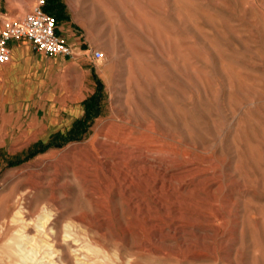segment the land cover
I'll return each instance as SVG.
<instances>
[{
    "label": "rangeland",
    "instance_id": "obj_1",
    "mask_svg": "<svg viewBox=\"0 0 264 264\" xmlns=\"http://www.w3.org/2000/svg\"><path fill=\"white\" fill-rule=\"evenodd\" d=\"M63 2L93 71L84 129L44 152L0 113V231L17 206L29 223L0 264H264V0Z\"/></svg>",
    "mask_w": 264,
    "mask_h": 264
},
{
    "label": "crops",
    "instance_id": "obj_2",
    "mask_svg": "<svg viewBox=\"0 0 264 264\" xmlns=\"http://www.w3.org/2000/svg\"><path fill=\"white\" fill-rule=\"evenodd\" d=\"M0 13L12 21L23 17L8 16L1 5ZM77 30L68 15L56 20V32L73 48L72 57L47 56L25 39H12L9 61L0 63V113L17 123L23 143L47 147L44 152L71 143L84 129V100L92 93L93 71L71 36Z\"/></svg>",
    "mask_w": 264,
    "mask_h": 264
},
{
    "label": "built area",
    "instance_id": "obj_3",
    "mask_svg": "<svg viewBox=\"0 0 264 264\" xmlns=\"http://www.w3.org/2000/svg\"><path fill=\"white\" fill-rule=\"evenodd\" d=\"M44 0L30 9L23 17L16 21L0 13V63H6L10 58L9 41L12 39H25L36 50L47 56L62 55L72 57L74 50L65 37L56 32V19L43 9ZM90 56L93 60H101L103 52L92 49Z\"/></svg>",
    "mask_w": 264,
    "mask_h": 264
},
{
    "label": "bare ground",
    "instance_id": "obj_4",
    "mask_svg": "<svg viewBox=\"0 0 264 264\" xmlns=\"http://www.w3.org/2000/svg\"><path fill=\"white\" fill-rule=\"evenodd\" d=\"M103 134V133H102ZM125 137V136H124ZM126 138V137H125ZM144 141V140H143ZM96 143V142H95ZM98 144V143H97ZM100 146V145H99ZM130 148H132V147H130ZM140 150V149H139ZM150 150V149H149ZM111 155H113V154H111ZM121 155V154H120ZM101 156V155H100ZM136 156V155H135ZM146 156V155H145ZM104 158V157H103ZM102 158V159H103ZM115 158V157H114ZM137 160V159H136ZM142 162V161H141ZM138 164V163H137ZM136 164V165H137ZM141 164V163H140ZM149 165V164H148ZM138 166V165H137ZM101 167V166H100ZM136 167V166H135ZM148 167V166H147ZM146 167V168H147ZM103 169H104V167H103ZM126 169H128V168H126ZM105 171H106V169H105ZM146 207V206H145ZM43 214V213H42ZM49 217H50V214L49 213H46V214H43L42 216H40L39 217V220L40 219H42V221L41 222H38V228L40 227V228H42V234H45L46 236H48V237H51V239L52 240H54V239H56V237H57V234H58V230L57 229H55L54 228V226L53 225H48V227H49V230H50V233H48V232H46V228H47V226H46V224H47V222H48V220H49ZM11 221L12 222H16V221H20L22 224H21V226H20V228H13L12 229V235H10V236H7V234H8V230L10 229V227L8 228V226H7V220L5 221V223H4V227H3V229H2V231H0V245L2 246H0V249H1V252L7 257V258H9V259H11V260H13V261H17L18 262V259H19V256L21 255L20 253L23 251V245H25V243L24 244H22L21 242L23 241V239L25 238V239H27L28 238V236H27V234H25V228H26V226L27 225H29V223H27L26 221H25V219H24V216H23V211L21 210V208L19 207V206H17L16 208H15V211L11 214ZM50 224H51V221H50ZM13 225V224H12ZM14 227V226H13ZM70 227V226H69ZM48 230V229H47ZM16 234V233H18V234H16V235H14L13 236V234L14 233ZM39 232V231H38ZM66 232H67V230H66ZM67 235L69 236V233L67 232ZM66 235V236H67ZM39 241L40 242H42V243H44L43 245H48V246H50V243H48V241H45L44 239H39ZM87 242H90V240L89 241H87ZM27 243V242H26ZM89 244V243H88ZM89 246H90V244H89ZM86 247V246H85ZM97 247V246H96ZM87 249V248H86ZM60 250V249H59ZM88 250V249H87ZM90 251V250H89ZM24 252V251H23ZM22 252V253H23ZM52 252L53 251H51L50 253L52 254ZM92 252V251H91ZM102 252V251H101ZM16 253H19V255H17ZM34 253V252H33ZM37 253V252H36ZM30 254H32V253H30ZM103 254V253H102ZM99 255H101V254H99ZM108 255V254H107ZM22 256V255H21ZM28 256V255H27ZM33 256H34V254H33ZM102 256V255H101ZM106 256V255H105ZM104 256V257H105ZM31 256L29 255V258H30ZM35 257V256H34ZM58 258H59V260L63 263V264H65L64 263V261H63V256H62V254L60 253L58 256H57ZM29 258L27 257V259H28V262H29ZM106 258H108L107 256H106ZM23 259V258H22ZM25 259V258H24ZM23 259V261H25ZM36 259V258H35ZM105 259V258H104ZM103 259V260H104ZM31 260V259H30ZM34 260V259H33ZM54 260V259H53ZM52 260V261H53ZM111 260V259H110ZM21 261V260H20ZM51 261V260H50ZM26 262V261H25ZM25 262H24V264H25ZM41 262V261H40ZM43 262V261H42ZM85 262V261H84ZM113 262V261H112ZM27 263V262H26ZM47 263V262H46ZM51 263V262H50ZM88 263V262H87ZM19 264H21V263H19ZM53 264H55V263H53ZM106 264V263H105Z\"/></svg>",
    "mask_w": 264,
    "mask_h": 264
},
{
    "label": "trees",
    "instance_id": "obj_5",
    "mask_svg": "<svg viewBox=\"0 0 264 264\" xmlns=\"http://www.w3.org/2000/svg\"><path fill=\"white\" fill-rule=\"evenodd\" d=\"M43 9L56 20L64 17V4L60 0H44Z\"/></svg>",
    "mask_w": 264,
    "mask_h": 264
}]
</instances>
